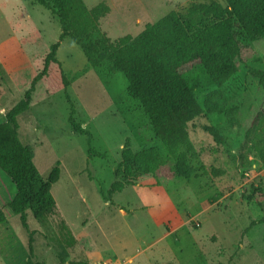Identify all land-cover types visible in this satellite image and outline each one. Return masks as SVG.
Returning <instances> with one entry per match:
<instances>
[{
    "label": "rangeland",
    "instance_id": "obj_1",
    "mask_svg": "<svg viewBox=\"0 0 264 264\" xmlns=\"http://www.w3.org/2000/svg\"><path fill=\"white\" fill-rule=\"evenodd\" d=\"M101 0H83L92 7ZM112 8L89 39L135 36L145 23L170 10L184 13L192 3L225 0H105ZM58 19L34 0H0V121L42 69L51 44L68 79L64 89L54 78L35 84L29 108L18 117L19 139L29 145L43 178L59 161L60 177L51 187L57 215L44 223L26 211L24 228L7 206L16 189L0 170V264H264V165L245 136L264 114V89L252 70H264V39L254 54L221 87L201 78L195 98L203 107L213 96L225 107L203 112L188 123L193 146L188 179L169 181L140 176L121 192L108 193L120 180L114 170L125 140L133 151L155 146L136 101L126 93L120 73L108 75L87 66L82 49L69 37L59 40ZM80 72L78 77H73ZM72 118L89 132L75 133ZM220 136L216 141L204 126ZM95 154L88 155V147ZM173 165L172 161H168ZM63 218L76 239L66 246L58 231ZM31 250V252H30Z\"/></svg>",
    "mask_w": 264,
    "mask_h": 264
},
{
    "label": "trees",
    "instance_id": "obj_2",
    "mask_svg": "<svg viewBox=\"0 0 264 264\" xmlns=\"http://www.w3.org/2000/svg\"><path fill=\"white\" fill-rule=\"evenodd\" d=\"M34 1L58 19L59 40L69 37L78 45L88 67L97 72L106 69L108 75L120 73L125 78L127 95L137 102L153 138L165 150V158L155 146L133 151L126 139L121 160L114 170L120 180L111 184L108 193L121 192L125 185L135 184L140 176L165 181L188 179L191 175L188 160L193 153L188 123L204 111L214 113L225 109L213 96L207 97L203 107L200 106L195 90L201 87V78L209 86L221 87L252 57V43L264 39V0H225V6L216 1L192 3L184 13L170 10L157 20L145 23L135 36L125 34L111 40L101 34L87 42L100 20L112 11L105 0L92 7L85 6L83 0ZM58 46L59 41L50 45L42 69L0 121V170L16 189L7 206L24 228L27 227L26 211L40 223L58 213L51 187L60 177L59 161L43 178L33 162L31 147L19 139L17 120L29 108L35 84L40 79L54 78L56 87L64 90L69 85L70 79L56 58ZM252 74L264 89V70L254 69ZM79 75L80 72L73 77ZM2 94L0 87V99ZM64 95L69 103L68 121L72 130L87 135L89 144V132L73 120L70 97L67 92ZM204 129L216 141L220 140L213 126L207 125ZM245 136L250 150L264 165V114L253 119ZM89 154H95L90 146ZM5 221L0 206V225ZM58 231L66 246L75 245L76 239L63 218L58 221ZM24 264L41 263L28 259Z\"/></svg>",
    "mask_w": 264,
    "mask_h": 264
}]
</instances>
